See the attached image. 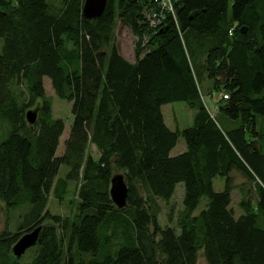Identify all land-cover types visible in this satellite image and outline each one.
<instances>
[{
  "label": "trees",
  "instance_id": "obj_1",
  "mask_svg": "<svg viewBox=\"0 0 264 264\" xmlns=\"http://www.w3.org/2000/svg\"><path fill=\"white\" fill-rule=\"evenodd\" d=\"M14 1L0 0V202L8 212L28 207L25 232L42 227L25 264H197L200 254L206 264H264V0H175L176 19L168 16L155 33L145 20L152 0H108L93 21L83 18L84 0ZM117 18L138 39L134 63L114 46ZM201 76L212 94L229 93L218 114L235 127L211 118ZM45 78L71 103L59 157L64 123L52 116ZM175 102L195 114L191 126L172 131L161 108ZM37 107L30 125L25 115ZM179 138L185 151L172 156ZM89 144L97 159L87 155ZM232 171L256 195L253 205L239 203L238 218ZM114 172L128 187L123 209L109 196ZM216 177L224 180L220 192ZM69 182L78 185L76 213L51 215L47 198L60 200ZM179 184L176 233L159 226L157 201H169ZM202 199L206 207L193 216ZM18 239L0 235V264H22L12 254Z\"/></svg>",
  "mask_w": 264,
  "mask_h": 264
},
{
  "label": "rangeland",
  "instance_id": "obj_2",
  "mask_svg": "<svg viewBox=\"0 0 264 264\" xmlns=\"http://www.w3.org/2000/svg\"><path fill=\"white\" fill-rule=\"evenodd\" d=\"M14 1V0H13ZM50 1V0H49ZM15 2V1H14ZM230 3V0H229ZM58 3H55L57 6ZM230 6V5H229ZM230 11V9H229ZM228 14H230L228 12ZM113 42L116 46L118 53L129 63H134L135 61V38L136 37L129 27L123 25L121 21L117 18L113 30ZM144 51L142 54H144ZM141 54V55H142ZM222 81H218L220 83ZM217 83V84H218ZM43 86L45 90V95L51 100L52 103V116L55 119H60L64 123V132L59 140V145L56 151V156H61L64 151V143L68 137L69 130L72 124V114H71V103L64 100L58 99L51 87L50 81L45 78L43 80ZM201 86V98L208 107V113L211 118L216 119L224 128H233L237 123L232 121H227L224 117L218 114V107L222 102L212 103V81L210 82L205 76L200 78ZM214 93H228L223 88H218V90L213 91ZM201 99V100H202ZM202 101V103H203ZM204 106V104H203ZM162 114L165 121L168 123V127L174 130H183L184 128L191 126L194 110L186 105L184 102H175L162 106ZM261 123V122H260ZM260 128V127H259ZM260 131V130H259ZM264 144V141H263ZM184 140L182 138L178 139V142L173 149V154L180 152L184 148ZM87 155L91 156L93 159H97L99 154L92 144L88 145ZM68 172V168L61 166L58 173V178H64ZM116 175L124 174L122 172H114L113 177ZM232 178L231 187V204L235 218H238L242 211L239 207V203L243 201H248L253 205L256 201V195L254 192V184L246 180L240 173L232 171L230 173ZM125 180V178H124ZM78 185L74 182H69L68 186L60 200H57L52 194L47 198L46 210L54 216L69 217L71 218L77 211L78 208ZM214 191L220 192L224 188V180L221 177H216L213 180ZM184 194L183 184H179L176 187L174 195L167 202L158 200L160 212L158 214L157 220L161 228L171 227L176 233H179L178 229V219L182 211V199ZM207 200L202 199L199 202L197 209L194 211L193 216L197 215L201 210H203L207 205ZM28 213V207L20 208L16 211L8 212L4 205L0 202V235L3 233H11L12 235H17L18 238L26 234L24 230L20 229V226L25 224L24 217ZM51 225L49 222H43L42 226ZM30 232V231H29ZM150 233H152V228L150 227ZM158 240V239H156ZM159 255V251H157ZM35 255V250L32 248L27 250L25 254L20 258V263L25 264L32 260ZM197 264H206L202 254L199 255Z\"/></svg>",
  "mask_w": 264,
  "mask_h": 264
},
{
  "label": "water",
  "instance_id": "obj_3",
  "mask_svg": "<svg viewBox=\"0 0 264 264\" xmlns=\"http://www.w3.org/2000/svg\"><path fill=\"white\" fill-rule=\"evenodd\" d=\"M108 0H84L82 6L83 18L88 21H93L102 16L105 11ZM240 31L244 34L245 27ZM39 109L30 110L26 113L25 118L30 125L35 124L37 120ZM128 194V187L122 175L112 177L110 181L109 196L111 202L118 209H123L126 206V199ZM42 227L38 226L32 231L21 236L12 247V254L16 259L21 258L25 252L35 246Z\"/></svg>",
  "mask_w": 264,
  "mask_h": 264
},
{
  "label": "built area",
  "instance_id": "obj_4",
  "mask_svg": "<svg viewBox=\"0 0 264 264\" xmlns=\"http://www.w3.org/2000/svg\"><path fill=\"white\" fill-rule=\"evenodd\" d=\"M175 0H152V7L145 13V20L148 24L149 31L155 33V31L166 21L168 16L175 17ZM135 42L138 41L136 37ZM148 42V36L145 34L142 37V44L145 45ZM212 103L225 102L229 100V93H213ZM203 101V99H202ZM205 109L208 111L207 105L204 103ZM209 112V111H208Z\"/></svg>",
  "mask_w": 264,
  "mask_h": 264
},
{
  "label": "crops",
  "instance_id": "obj_5",
  "mask_svg": "<svg viewBox=\"0 0 264 264\" xmlns=\"http://www.w3.org/2000/svg\"><path fill=\"white\" fill-rule=\"evenodd\" d=\"M161 112H162V110H161ZM194 114H195V112H194ZM194 114H193V116H194ZM163 115V114H162ZM163 118H164V116H163ZM193 119V118H192ZM164 122H165V124H166V126L168 127L169 125H168V123L165 121V119H164ZM169 128V127H168ZM170 130H172L171 128H169ZM173 131V130H172ZM173 151V150H172ZM185 151V145H184V148H182L181 149V151L180 152H177L176 154H173V152H171V155L172 156H175V155H178V154H180V153H182V152H184Z\"/></svg>",
  "mask_w": 264,
  "mask_h": 264
}]
</instances>
